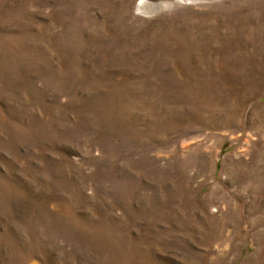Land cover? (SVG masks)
Wrapping results in <instances>:
<instances>
[{"label":"rangeland","instance_id":"rangeland-1","mask_svg":"<svg viewBox=\"0 0 264 264\" xmlns=\"http://www.w3.org/2000/svg\"><path fill=\"white\" fill-rule=\"evenodd\" d=\"M0 264H264V0H0Z\"/></svg>","mask_w":264,"mask_h":264}]
</instances>
